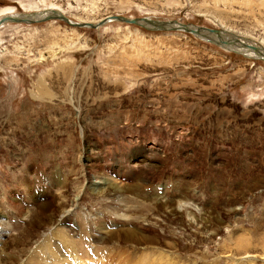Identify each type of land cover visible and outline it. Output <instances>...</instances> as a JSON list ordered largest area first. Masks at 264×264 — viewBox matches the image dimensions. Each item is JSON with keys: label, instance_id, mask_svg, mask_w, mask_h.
I'll return each instance as SVG.
<instances>
[{"label": "rangeland", "instance_id": "rangeland-1", "mask_svg": "<svg viewBox=\"0 0 264 264\" xmlns=\"http://www.w3.org/2000/svg\"><path fill=\"white\" fill-rule=\"evenodd\" d=\"M4 7L174 19L264 46V0ZM242 54L119 21L0 26L1 264L65 254L60 233L96 263L264 264V61Z\"/></svg>", "mask_w": 264, "mask_h": 264}, {"label": "water", "instance_id": "water-1", "mask_svg": "<svg viewBox=\"0 0 264 264\" xmlns=\"http://www.w3.org/2000/svg\"><path fill=\"white\" fill-rule=\"evenodd\" d=\"M42 16V14H44ZM37 15L38 18H35ZM50 20H59L71 27L97 29L111 21H119L126 24L137 25L151 31H182L197 37L198 39L212 43L225 50H230L245 54L243 49L251 51L253 57L264 61V48L257 44L251 45L246 42L252 41L242 37L239 34L227 31L225 29L210 28L202 25L184 23L174 19L160 20L149 16L127 17L121 15H107L96 22L75 21L68 16L57 11H35V12H15L14 14L0 17V26L13 24H34ZM254 42V41H253Z\"/></svg>", "mask_w": 264, "mask_h": 264}, {"label": "bare ground", "instance_id": "bare-ground-1", "mask_svg": "<svg viewBox=\"0 0 264 264\" xmlns=\"http://www.w3.org/2000/svg\"><path fill=\"white\" fill-rule=\"evenodd\" d=\"M57 11V12H60L63 14V12H61L59 9H55L54 7L52 8H47V9H44L43 11ZM42 11V10H41ZM16 11H14L13 13L11 12V10L7 7H4V8H1L0 9V17L4 16V15H10V14H14ZM24 12V11H23ZM32 12V11H31ZM35 12V11H33ZM45 15L42 14V16ZM65 15V14H64ZM39 15H37L35 18H38ZM67 16V15H66ZM71 19V18H70ZM73 20V19H72ZM76 21V20H75ZM81 21V20H79ZM96 22V21H95ZM227 31H230L229 29H225ZM243 37V36H242ZM245 38V37H244ZM248 44H251V45H257L255 44V42L253 41H248L246 42ZM261 46V44H259ZM264 47V46H263ZM245 51V54L247 55H252L251 51H249L248 49H243ZM243 55V54H242ZM247 55H244V56H247ZM254 55V54H253ZM250 57V56H249ZM253 58V57H252ZM255 58V57H254ZM261 59V58H260ZM41 93L42 94H48V91L43 88L41 90ZM60 239L62 240V242L65 244V247H66V252L65 254H61L59 250L56 249V247L54 249H52V247H49V251H45V256H43V258H35L33 257L31 260L32 262L30 261L31 264H115V263H119V260H116V259H110L107 260V262H100L97 261L96 262H93L89 257L87 258H81L80 256H78V252H77V249H76V246H77V243L74 242L72 240L71 237H64L63 234L60 233ZM59 251V252H58ZM39 254V253H38ZM46 260H45V258ZM52 260V262H50ZM0 264H1V261H0Z\"/></svg>", "mask_w": 264, "mask_h": 264}]
</instances>
